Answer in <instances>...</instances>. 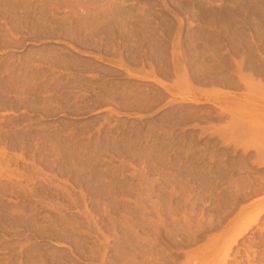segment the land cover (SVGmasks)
I'll use <instances>...</instances> for the list:
<instances>
[{
	"label": "rangeland",
	"instance_id": "374dc122",
	"mask_svg": "<svg viewBox=\"0 0 264 264\" xmlns=\"http://www.w3.org/2000/svg\"><path fill=\"white\" fill-rule=\"evenodd\" d=\"M261 121L264 0H0V264H264Z\"/></svg>",
	"mask_w": 264,
	"mask_h": 264
},
{
	"label": "bare ground",
	"instance_id": "6f19581e",
	"mask_svg": "<svg viewBox=\"0 0 264 264\" xmlns=\"http://www.w3.org/2000/svg\"><path fill=\"white\" fill-rule=\"evenodd\" d=\"M159 85H162V83L161 82H157ZM254 126H251V128H253V130H254V128H255V130H256V127H261V126H263L262 127V129H264V121H261V124L260 123H255V124H253ZM252 130V129H251ZM258 131H260V129L258 130ZM262 131V130H261ZM264 131H262V133H263ZM263 136H264V134H263ZM262 136V137H263ZM264 139V138H263ZM263 148L264 147H261V146H258V148H257V150L259 151V152H261V150H263ZM264 214V207L263 208H260L256 213H255V217H253V219L250 221V223L245 227V229H243L241 232H239L238 234H237V236L232 240V242H231V245H229V249H231V246L233 245V244H236L237 242H236V240H237V238H239V237H241L243 234H245L246 233V231L251 227V226H254V224L256 223V221L258 220V217L259 216H261V215H263ZM230 251V250H229ZM231 252V251H230ZM229 252V253H230ZM228 254V253H227ZM227 256V255H226ZM227 258H225V260H226Z\"/></svg>",
	"mask_w": 264,
	"mask_h": 264
}]
</instances>
